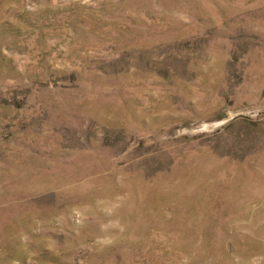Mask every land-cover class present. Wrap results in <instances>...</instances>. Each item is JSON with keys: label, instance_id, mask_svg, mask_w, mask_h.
Returning <instances> with one entry per match:
<instances>
[{"label": "rangeland", "instance_id": "rangeland-1", "mask_svg": "<svg viewBox=\"0 0 264 264\" xmlns=\"http://www.w3.org/2000/svg\"><path fill=\"white\" fill-rule=\"evenodd\" d=\"M0 264H264V0H0Z\"/></svg>", "mask_w": 264, "mask_h": 264}, {"label": "bare ground", "instance_id": "bare-ground-1", "mask_svg": "<svg viewBox=\"0 0 264 264\" xmlns=\"http://www.w3.org/2000/svg\"><path fill=\"white\" fill-rule=\"evenodd\" d=\"M68 175V174H67ZM34 182H35V180H34ZM50 183V182H49ZM235 190V189H234ZM35 193V192H34ZM26 195V194H25ZM248 199V198H247Z\"/></svg>", "mask_w": 264, "mask_h": 264}]
</instances>
